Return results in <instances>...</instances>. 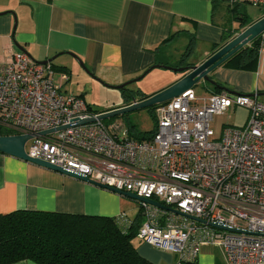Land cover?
Wrapping results in <instances>:
<instances>
[{"label": "built area", "instance_id": "1", "mask_svg": "<svg viewBox=\"0 0 264 264\" xmlns=\"http://www.w3.org/2000/svg\"><path fill=\"white\" fill-rule=\"evenodd\" d=\"M213 1L264 10V0ZM54 74L51 63L22 51L0 60V129L37 135L25 146L29 158L176 211L138 202L143 221L136 238L180 263L194 262L209 245L223 250L227 264H264V102L190 89L154 109L155 132L139 141L108 129L80 96L62 92L67 74L58 84ZM232 108L246 110L247 120L224 126L215 138L211 124ZM119 219L126 222L125 215Z\"/></svg>", "mask_w": 264, "mask_h": 264}, {"label": "crops", "instance_id": "2", "mask_svg": "<svg viewBox=\"0 0 264 264\" xmlns=\"http://www.w3.org/2000/svg\"><path fill=\"white\" fill-rule=\"evenodd\" d=\"M227 6L233 12L232 22L223 26L218 2L213 0H0V60L22 51L37 63L52 61L57 69H68L70 74H81L85 69L104 83L118 86L135 80L155 65H198L235 29L246 28L264 16H247L248 22H244L238 17L239 6ZM261 38L254 71L221 65L209 77L228 91L256 95L264 102V35ZM190 40L192 52L184 59ZM169 59L173 64H168ZM183 75H172L167 87ZM230 111L237 122L226 123L229 126H240L247 120L246 110ZM131 202L137 201L0 153V215L15 210L115 220L125 215L126 222L120 223L133 224L137 229L143 219L128 210L133 207ZM132 243L138 254L152 264H180L176 254L137 238ZM219 249L201 247L194 262L227 264Z\"/></svg>", "mask_w": 264, "mask_h": 264}, {"label": "trees", "instance_id": "3", "mask_svg": "<svg viewBox=\"0 0 264 264\" xmlns=\"http://www.w3.org/2000/svg\"><path fill=\"white\" fill-rule=\"evenodd\" d=\"M238 17L248 22L245 14ZM260 38L261 36L253 40L249 46L238 51L222 65L233 70L254 71L257 68ZM191 42L192 40L186 49L184 59L192 52ZM181 65L182 63L176 64L174 67ZM211 87L214 93L220 92L218 87L221 86L217 83ZM125 89L126 87L121 91L124 94V102H128L130 98L125 94ZM148 97L142 95L140 100ZM156 107L150 108L152 114ZM153 119L152 131L138 132L129 128L127 131L129 137L139 141L150 138L156 128L154 114ZM0 136L14 135L0 129ZM120 221L101 216L36 210H15L2 214L0 264H15L21 261L36 264H152L138 254L132 243L138 228L135 229L133 224H122ZM180 264L197 263L184 261Z\"/></svg>", "mask_w": 264, "mask_h": 264}, {"label": "rangeland", "instance_id": "4", "mask_svg": "<svg viewBox=\"0 0 264 264\" xmlns=\"http://www.w3.org/2000/svg\"><path fill=\"white\" fill-rule=\"evenodd\" d=\"M218 15L219 20L223 26L229 25L232 22V13L227 10V5L224 3H218ZM220 11V12H219ZM239 14L243 13L245 16L254 18L264 15V10L255 8L250 5H242L237 9ZM236 17V16H235ZM168 64H173V61L169 59ZM56 65V64H55ZM59 66V65H57ZM54 69V81L56 84L59 82V77L61 74H67L68 81L65 83L62 92L70 94L73 96H80L91 108L95 114L108 112L119 108L121 105H125L123 99V92L121 89H116L115 87L121 86H111L97 77H94L91 73L84 70L81 74H75L67 69V71H62L53 66ZM174 72L166 69L156 68L152 70L148 75H146L141 81L132 83L126 86L125 94L129 95L130 100L137 101L140 100L142 95H153L165 89L172 80V75ZM128 82V81H126ZM194 91L198 96H205L212 93L211 85L199 84L196 85ZM242 117V116H241ZM240 117V118H241ZM237 122V118L234 117L232 111L228 110L223 116L215 118L211 124V128L214 131L215 138H219L224 126L228 125L226 123ZM102 123L109 129L112 128L116 130V134L119 137H124L125 133L129 128H133L138 132H150L154 127L153 114L150 108L136 110L123 114L120 116L112 117L103 120ZM131 207L128 209L133 214L137 215L141 210L140 204L138 202H131ZM132 214V215H133ZM130 215V216H132ZM220 253L224 255L223 250L219 249Z\"/></svg>", "mask_w": 264, "mask_h": 264}, {"label": "water", "instance_id": "5", "mask_svg": "<svg viewBox=\"0 0 264 264\" xmlns=\"http://www.w3.org/2000/svg\"><path fill=\"white\" fill-rule=\"evenodd\" d=\"M263 34H264V16L246 28L242 29V27H239L235 29V31H233L232 33V36L223 45L218 47V49H216L214 53H212L206 60H204L202 63L198 65H191V64L188 65L187 64L185 65V67H170L166 65H155L154 67L150 68L148 71H146L143 75L136 78L135 80L122 84L121 86H118L115 88L123 89L126 86L130 85L131 83H134L135 81H140L145 75H147L152 69H155V68L166 69L174 73L184 74V75L181 77V79H179L178 81H176L174 84L170 85L169 87L163 89L162 91L155 93L153 95H150L148 98L144 100H140L137 102L132 100L131 104H128V105L125 104L117 109H114L108 112L99 113L96 119L99 121H103V120H106L112 117L127 114L129 112H133L136 110L158 106L160 104H163V103H166L172 100L173 98L180 96L184 92L190 89H193L196 85H199V84L208 83L211 86H215V82L209 77V74L212 73L219 66H221L224 62H226L231 56H233L238 51L248 46L253 40L262 36ZM51 62L52 61H45V62H41L40 64H46V63H51ZM218 88L221 91L228 92L231 94H236L231 91H228L225 88H222V87H218ZM92 122H94V119L91 118V119L84 120V121H78L76 123L69 125L68 127L84 125V124H88ZM68 127H61V128H58L57 130L58 131L63 130ZM52 132H53L52 130L40 132L38 136H45ZM33 137H37V135L27 134V135H15V136H0V153L14 157L16 159L22 160L27 163L34 164L39 167L60 173L62 175L80 180L82 182H85V183H88L94 186H98L101 188H105L102 185L92 182L83 176H80V175L65 171L61 168L52 166L42 160L29 158L25 153V146L27 142L31 140ZM110 191H113V190H110ZM113 192L116 193L115 191ZM120 195H123L137 202H145L147 204H150L156 208H160L165 211L173 212L175 214L177 213L176 211L166 208L152 200L143 199L131 193H121ZM209 226L213 228H217V229H224L227 231H232V232L236 231V230L228 229L226 227H222V225L219 223L209 224Z\"/></svg>", "mask_w": 264, "mask_h": 264}, {"label": "flooded vegetation", "instance_id": "6", "mask_svg": "<svg viewBox=\"0 0 264 264\" xmlns=\"http://www.w3.org/2000/svg\"><path fill=\"white\" fill-rule=\"evenodd\" d=\"M137 101H140V100H137ZM137 101H136V102H137ZM124 103L128 105V104H131L132 102H131V100L129 99L128 102H124Z\"/></svg>", "mask_w": 264, "mask_h": 264}, {"label": "bare ground", "instance_id": "7", "mask_svg": "<svg viewBox=\"0 0 264 264\" xmlns=\"http://www.w3.org/2000/svg\"><path fill=\"white\" fill-rule=\"evenodd\" d=\"M9 135V134H8Z\"/></svg>", "mask_w": 264, "mask_h": 264}]
</instances>
